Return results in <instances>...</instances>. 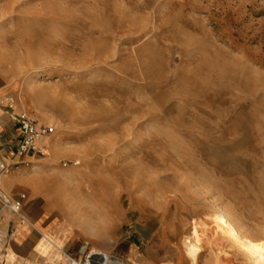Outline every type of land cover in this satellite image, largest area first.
<instances>
[{
	"label": "rangeland",
	"instance_id": "obj_1",
	"mask_svg": "<svg viewBox=\"0 0 264 264\" xmlns=\"http://www.w3.org/2000/svg\"><path fill=\"white\" fill-rule=\"evenodd\" d=\"M0 89L52 129L27 208L65 264H190L192 218L197 264H253L208 218L264 239V0H0Z\"/></svg>",
	"mask_w": 264,
	"mask_h": 264
},
{
	"label": "crops",
	"instance_id": "obj_2",
	"mask_svg": "<svg viewBox=\"0 0 264 264\" xmlns=\"http://www.w3.org/2000/svg\"><path fill=\"white\" fill-rule=\"evenodd\" d=\"M0 89V159L11 167L7 175L1 178L0 187L10 197L25 195L21 214L24 220L7 210H0V264H65L63 253L56 247L42 227L40 217L29 214L31 200L32 165L42 163V158L31 156L18 160L13 156L16 129L5 113L3 97ZM24 162L26 164H20ZM38 167H44L39 164ZM74 253V250L66 249Z\"/></svg>",
	"mask_w": 264,
	"mask_h": 264
},
{
	"label": "built area",
	"instance_id": "obj_3",
	"mask_svg": "<svg viewBox=\"0 0 264 264\" xmlns=\"http://www.w3.org/2000/svg\"><path fill=\"white\" fill-rule=\"evenodd\" d=\"M5 113L13 122L16 129V138L13 147V156L18 160L25 157H44L46 155L45 141L51 136V127L37 123L35 120L24 114L13 112L12 101L7 99L4 102ZM20 164H26L20 162ZM12 166H18L14 163ZM11 165L4 163L0 159V180L11 170ZM25 199L23 194L17 197H10L4 193L0 187V210H7L17 216L20 220H24L21 215L22 204ZM82 261L79 264H134L123 261L117 257H112L100 250L86 249L83 253Z\"/></svg>",
	"mask_w": 264,
	"mask_h": 264
},
{
	"label": "bare ground",
	"instance_id": "obj_4",
	"mask_svg": "<svg viewBox=\"0 0 264 264\" xmlns=\"http://www.w3.org/2000/svg\"><path fill=\"white\" fill-rule=\"evenodd\" d=\"M204 94V89H199L197 91L198 96H202ZM210 101L212 102V100ZM181 220L182 219H176V222H180L181 224V222L183 221ZM208 220L210 221V225L212 228L218 229L233 245L237 246L240 250L248 253L253 264H264V239L251 240L242 235L235 218L224 209L218 208V210L214 211L210 215V219L208 218ZM190 225L191 228L189 234L185 236V256L190 264H197L198 258L200 257V252L202 250V247L200 245V235L198 232L199 228L196 227L198 226V224L197 222H195L194 218L191 219ZM171 233L174 234L173 229ZM79 261L80 260L74 261L70 259L69 264H79Z\"/></svg>",
	"mask_w": 264,
	"mask_h": 264
}]
</instances>
